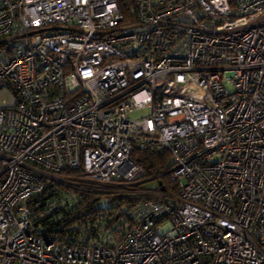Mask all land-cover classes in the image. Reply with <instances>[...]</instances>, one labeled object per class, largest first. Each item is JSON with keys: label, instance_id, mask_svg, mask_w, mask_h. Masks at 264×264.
Masks as SVG:
<instances>
[{"label": "built area", "instance_id": "built-area-1", "mask_svg": "<svg viewBox=\"0 0 264 264\" xmlns=\"http://www.w3.org/2000/svg\"><path fill=\"white\" fill-rule=\"evenodd\" d=\"M129 1L0 0V264H264V0ZM135 151L177 195L59 231L67 172L140 185Z\"/></svg>", "mask_w": 264, "mask_h": 264}, {"label": "trees", "instance_id": "trees-1", "mask_svg": "<svg viewBox=\"0 0 264 264\" xmlns=\"http://www.w3.org/2000/svg\"><path fill=\"white\" fill-rule=\"evenodd\" d=\"M120 12L129 16L133 4L129 0H116ZM131 160L142 170L140 179L155 182L166 194L177 195L176 184L169 173V156L150 155L135 151ZM79 172H67L73 183L59 185L60 189L70 192L72 202L62 210V220L59 231L71 234L94 235L101 227L109 229L114 225L124 226L127 211L136 204L145 201H159L158 195L145 192L146 188L140 185L131 187L98 186L82 183L77 180ZM56 185L52 184L49 188ZM62 186V188H61Z\"/></svg>", "mask_w": 264, "mask_h": 264}, {"label": "rangeland", "instance_id": "rangeland-1", "mask_svg": "<svg viewBox=\"0 0 264 264\" xmlns=\"http://www.w3.org/2000/svg\"><path fill=\"white\" fill-rule=\"evenodd\" d=\"M11 102V96L3 91L0 92V105L3 104H7L9 105ZM141 115V114H140ZM139 115V116H140ZM140 182V186L145 187L146 189L152 188L153 186H155V182H151V181H146V180H142L139 181ZM114 185V184H113ZM116 187V186H115ZM118 188V187H116Z\"/></svg>", "mask_w": 264, "mask_h": 264}, {"label": "water", "instance_id": "water-1", "mask_svg": "<svg viewBox=\"0 0 264 264\" xmlns=\"http://www.w3.org/2000/svg\"><path fill=\"white\" fill-rule=\"evenodd\" d=\"M161 185V184H160ZM163 190V189H162Z\"/></svg>", "mask_w": 264, "mask_h": 264}, {"label": "crops", "instance_id": "crops-1", "mask_svg": "<svg viewBox=\"0 0 264 264\" xmlns=\"http://www.w3.org/2000/svg\"><path fill=\"white\" fill-rule=\"evenodd\" d=\"M3 104V103H2Z\"/></svg>", "mask_w": 264, "mask_h": 264}]
</instances>
